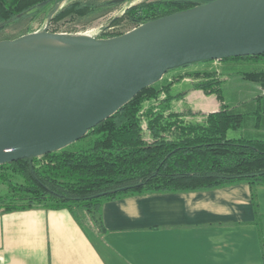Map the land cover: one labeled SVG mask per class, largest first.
Returning <instances> with one entry per match:
<instances>
[{
	"label": "trees",
	"instance_id": "trees-1",
	"mask_svg": "<svg viewBox=\"0 0 264 264\" xmlns=\"http://www.w3.org/2000/svg\"><path fill=\"white\" fill-rule=\"evenodd\" d=\"M61 1L0 0V31ZM205 2L151 0L128 7L125 16L139 26ZM101 5L75 1L58 10L56 18L88 15ZM186 78L193 81L194 89L215 95L221 108L209 112L170 109L171 102L184 94H171L172 87ZM230 79L251 84L252 96L227 103L224 86ZM248 124L255 130H246ZM230 131L240 134L230 137ZM86 137L90 146L85 150L62 148L0 164V183L6 189L0 192V213L80 208L103 231L102 207L108 200L247 182L264 249L257 199V187L264 185V54L208 59L169 69L91 128Z\"/></svg>",
	"mask_w": 264,
	"mask_h": 264
},
{
	"label": "water",
	"instance_id": "water-1",
	"mask_svg": "<svg viewBox=\"0 0 264 264\" xmlns=\"http://www.w3.org/2000/svg\"><path fill=\"white\" fill-rule=\"evenodd\" d=\"M259 54L264 0H206L111 37L45 28L0 40V164L67 147L169 69Z\"/></svg>",
	"mask_w": 264,
	"mask_h": 264
},
{
	"label": "crops",
	"instance_id": "crops-1",
	"mask_svg": "<svg viewBox=\"0 0 264 264\" xmlns=\"http://www.w3.org/2000/svg\"><path fill=\"white\" fill-rule=\"evenodd\" d=\"M190 91L200 92L195 111L221 108L189 78L171 94ZM257 199L264 237V185ZM102 218L99 231L80 208L2 212L0 264H264L247 182L108 200Z\"/></svg>",
	"mask_w": 264,
	"mask_h": 264
},
{
	"label": "rangeland",
	"instance_id": "rangeland-1",
	"mask_svg": "<svg viewBox=\"0 0 264 264\" xmlns=\"http://www.w3.org/2000/svg\"><path fill=\"white\" fill-rule=\"evenodd\" d=\"M75 1L103 5L88 15H69L60 19L56 18L58 10ZM147 1L151 0H62L57 8L54 4H50L44 11L35 16L30 15L11 23L6 29L0 31V40L14 39L28 33L42 31L45 28L50 32H61L72 35L100 34L106 36L108 34H122L136 27L126 18L125 10L132 5ZM184 82L176 85L172 92L178 93ZM190 84L191 82L187 81L184 87H188ZM251 86V84L230 79L224 86L225 101L227 103H234L250 98L254 92L250 88ZM199 93L195 91L184 93L178 101L174 100L171 102L170 109L175 111L191 109L195 111V103ZM188 118L193 119L192 116ZM244 128L251 131L255 130L250 124L245 125ZM239 134L240 131L229 132L230 137ZM89 146L90 138L86 137L71 143L65 148L69 151H80L89 148ZM5 190V186L0 183V192H4Z\"/></svg>",
	"mask_w": 264,
	"mask_h": 264
},
{
	"label": "bare ground",
	"instance_id": "bare-ground-1",
	"mask_svg": "<svg viewBox=\"0 0 264 264\" xmlns=\"http://www.w3.org/2000/svg\"><path fill=\"white\" fill-rule=\"evenodd\" d=\"M40 41L45 42V43H51V44H63V45H73L74 43H70L66 40H62L59 38H53L49 36H43L39 38Z\"/></svg>",
	"mask_w": 264,
	"mask_h": 264
},
{
	"label": "built area",
	"instance_id": "built-area-1",
	"mask_svg": "<svg viewBox=\"0 0 264 264\" xmlns=\"http://www.w3.org/2000/svg\"><path fill=\"white\" fill-rule=\"evenodd\" d=\"M91 35H94V36H97V37H111V36H113L114 34H108V35H106V36H102V35H100V34H91Z\"/></svg>",
	"mask_w": 264,
	"mask_h": 264
}]
</instances>
